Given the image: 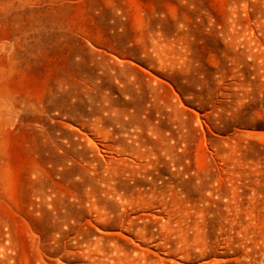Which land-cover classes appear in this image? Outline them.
Segmentation results:
<instances>
[{"label":"rangeland","instance_id":"rangeland-1","mask_svg":"<svg viewBox=\"0 0 264 264\" xmlns=\"http://www.w3.org/2000/svg\"><path fill=\"white\" fill-rule=\"evenodd\" d=\"M0 264H264V0H0Z\"/></svg>","mask_w":264,"mask_h":264}]
</instances>
